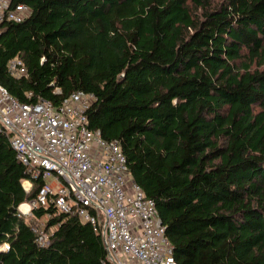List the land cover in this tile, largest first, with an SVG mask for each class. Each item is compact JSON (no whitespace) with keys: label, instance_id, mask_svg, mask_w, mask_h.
Listing matches in <instances>:
<instances>
[{"label":"trees","instance_id":"16d2710c","mask_svg":"<svg viewBox=\"0 0 264 264\" xmlns=\"http://www.w3.org/2000/svg\"><path fill=\"white\" fill-rule=\"evenodd\" d=\"M18 3L30 13L0 22V83L55 106L93 94L90 126L119 142L176 264H264V0ZM39 183L0 133V264H110L101 235L52 205L31 208L47 216L35 240L18 206Z\"/></svg>","mask_w":264,"mask_h":264},{"label":"built area","instance_id":"2783aa9c","mask_svg":"<svg viewBox=\"0 0 264 264\" xmlns=\"http://www.w3.org/2000/svg\"><path fill=\"white\" fill-rule=\"evenodd\" d=\"M29 13L26 4L0 0V22H20ZM7 69L16 77L27 74L18 57L8 60ZM92 101V93L78 90L57 106L41 97L22 102L0 83V133L40 182L35 197L23 204L27 208L18 206L20 214L50 205L76 214L101 235L110 264H176L155 201L133 179L119 142L90 126ZM32 228L35 240L47 244L44 227Z\"/></svg>","mask_w":264,"mask_h":264},{"label":"rangeland","instance_id":"374dc122","mask_svg":"<svg viewBox=\"0 0 264 264\" xmlns=\"http://www.w3.org/2000/svg\"><path fill=\"white\" fill-rule=\"evenodd\" d=\"M22 184L26 190H28V191L30 190V188H31V182L30 181L28 182L26 180H23ZM19 208H27V207L26 206L22 207V205L20 204ZM33 216L34 215L30 214V212L28 214L24 215L25 219L28 220V222H30L32 224L37 223V224H39V227H44L47 216L43 215L41 217H36L37 219L34 218Z\"/></svg>","mask_w":264,"mask_h":264},{"label":"bare ground","instance_id":"6f19581e","mask_svg":"<svg viewBox=\"0 0 264 264\" xmlns=\"http://www.w3.org/2000/svg\"><path fill=\"white\" fill-rule=\"evenodd\" d=\"M26 202H27V201H25V202H23V203H21V204L23 205V204H25ZM24 206H25V205H23L22 207H24Z\"/></svg>","mask_w":264,"mask_h":264},{"label":"clouds","instance_id":"9594fccd","mask_svg":"<svg viewBox=\"0 0 264 264\" xmlns=\"http://www.w3.org/2000/svg\"><path fill=\"white\" fill-rule=\"evenodd\" d=\"M28 181V180H27Z\"/></svg>","mask_w":264,"mask_h":264}]
</instances>
